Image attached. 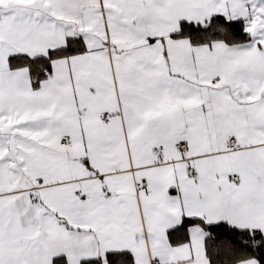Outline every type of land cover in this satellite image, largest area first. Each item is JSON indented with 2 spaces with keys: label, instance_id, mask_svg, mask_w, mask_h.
I'll return each instance as SVG.
<instances>
[{
  "label": "snow or ice",
  "instance_id": "obj_1",
  "mask_svg": "<svg viewBox=\"0 0 264 264\" xmlns=\"http://www.w3.org/2000/svg\"><path fill=\"white\" fill-rule=\"evenodd\" d=\"M0 264H264V0H0Z\"/></svg>",
  "mask_w": 264,
  "mask_h": 264
}]
</instances>
